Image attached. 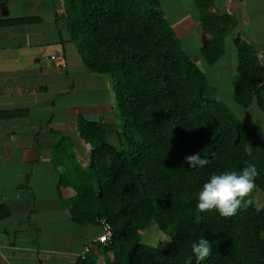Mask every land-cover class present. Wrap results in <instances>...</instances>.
Wrapping results in <instances>:
<instances>
[{
    "label": "trees",
    "instance_id": "16d2710c",
    "mask_svg": "<svg viewBox=\"0 0 264 264\" xmlns=\"http://www.w3.org/2000/svg\"><path fill=\"white\" fill-rule=\"evenodd\" d=\"M63 1L65 27L84 68L114 83L111 121L77 119L90 147L87 166L67 152L68 139L54 149L55 160L64 162L59 186L74 192L71 219L89 225L105 219L112 231L109 243L79 264H100V256L102 264H195L190 245L201 236L213 245L202 264H264V144L216 100L159 0ZM194 5L208 36L200 54L213 65L224 52L225 23L212 12V0ZM233 44V99L246 108L255 98L264 110V72L249 45L239 38ZM196 151L210 163L188 169L184 157ZM247 163L256 164L258 176L246 209L229 218L196 209V191L210 173ZM7 214L0 206V218ZM152 224L166 238L154 246L142 236Z\"/></svg>",
    "mask_w": 264,
    "mask_h": 264
},
{
    "label": "crops",
    "instance_id": "0c3cea01",
    "mask_svg": "<svg viewBox=\"0 0 264 264\" xmlns=\"http://www.w3.org/2000/svg\"><path fill=\"white\" fill-rule=\"evenodd\" d=\"M194 1L159 0L160 10L216 100L264 144V110L255 98L246 108L233 99L235 38L250 46L264 72V0H212L226 28L224 52L213 65L200 54L208 36ZM66 6L63 0H0V206L8 213L0 218V264H79L84 245L100 233L98 224L71 219L74 192L60 188L64 162L55 160L54 149L68 139L67 152L87 166L90 147L77 119L106 118L111 103L76 99V85L92 74L70 41ZM50 55L64 56L65 68L55 67Z\"/></svg>",
    "mask_w": 264,
    "mask_h": 264
},
{
    "label": "clouds",
    "instance_id": "9594fccd",
    "mask_svg": "<svg viewBox=\"0 0 264 264\" xmlns=\"http://www.w3.org/2000/svg\"><path fill=\"white\" fill-rule=\"evenodd\" d=\"M210 163L207 156L196 151L184 157L188 169H202ZM258 170L255 163H247L239 170L225 169L208 175L196 191V209L201 213H217L229 218L246 209L250 194L256 188ZM195 264H202L212 253L213 245L204 236L193 239L190 245Z\"/></svg>",
    "mask_w": 264,
    "mask_h": 264
},
{
    "label": "rangeland",
    "instance_id": "374dc122",
    "mask_svg": "<svg viewBox=\"0 0 264 264\" xmlns=\"http://www.w3.org/2000/svg\"><path fill=\"white\" fill-rule=\"evenodd\" d=\"M85 78H87V81L83 83V87L78 88V84L76 85L75 93L77 91V101L81 98H88L89 100H96L98 102H102L104 99H111L114 83L107 75L87 74ZM84 91H90L92 94L86 93L82 96ZM106 121H111V119L107 117ZM142 236L143 242L151 244L152 246L157 245L158 243H163L166 240L163 234L156 231L153 224L143 231ZM99 260V263L102 264V256L99 257Z\"/></svg>",
    "mask_w": 264,
    "mask_h": 264
},
{
    "label": "built area",
    "instance_id": "2783aa9c",
    "mask_svg": "<svg viewBox=\"0 0 264 264\" xmlns=\"http://www.w3.org/2000/svg\"><path fill=\"white\" fill-rule=\"evenodd\" d=\"M49 61H51L55 67L57 68H65L66 63L64 56L62 55H50L48 57ZM98 226L100 228V233L90 239L83 248V251L80 253V260H84L86 256L98 245H105L109 243L112 237V231L109 223L105 219H100L98 221Z\"/></svg>",
    "mask_w": 264,
    "mask_h": 264
}]
</instances>
